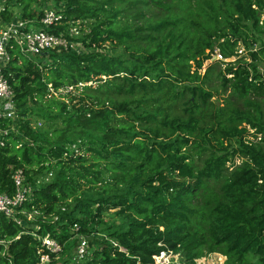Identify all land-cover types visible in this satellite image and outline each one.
<instances>
[{"label":"trees","instance_id":"1","mask_svg":"<svg viewBox=\"0 0 264 264\" xmlns=\"http://www.w3.org/2000/svg\"><path fill=\"white\" fill-rule=\"evenodd\" d=\"M14 2L20 16L8 1L4 23L39 28L53 9L63 22L46 31L68 37L72 20L89 31L71 39L86 52H10L17 118L0 120L16 126L0 133V194H14L16 169L33 190L21 224L0 213V264H39L46 236L70 256L74 234L93 246L84 264H153L166 251L264 264V0Z\"/></svg>","mask_w":264,"mask_h":264},{"label":"built area","instance_id":"2","mask_svg":"<svg viewBox=\"0 0 264 264\" xmlns=\"http://www.w3.org/2000/svg\"><path fill=\"white\" fill-rule=\"evenodd\" d=\"M9 0H0V120L15 121L17 118V111L13 101V92L11 86L8 83L7 78L4 75V70L7 67L11 59V51L15 50L19 54L25 56H37L49 51L60 52L62 50H76V46L79 42H72L71 39H77L81 36V29L83 27V21L72 20L68 21L69 26L68 33L65 35H55L46 31L47 28L55 25H60L63 22V15L53 9L42 10V17L38 24L39 28H36L31 21L16 20L10 23H4L1 20V14L4 11L5 4ZM33 27L36 31H31ZM216 59L222 60L221 56L216 53ZM50 93L54 91L49 85ZM73 91L72 87L58 90L59 93L64 94ZM57 95L58 93H53ZM14 128V127H11ZM8 131L0 129L2 135H6ZM6 133V134H5ZM75 155L79 154L76 146L71 147ZM51 176V175H49ZM46 178L45 180H47ZM12 181L15 187L13 195L8 196L6 194H0V213L4 214L7 218L12 219L17 224H21V220L16 217L17 209L25 203L33 190V186L27 182L26 175L23 169H16L12 173ZM41 180L36 181V184H40ZM33 213L36 214L34 211ZM74 231H77V227H74ZM79 244L76 247L75 255L78 259L84 258L88 250V244L83 237H79ZM4 244L0 240V245ZM42 249L38 252L39 264H49L50 255L61 252L62 246L53 238L46 236L41 240ZM175 254L170 251L161 252L158 256L154 257L153 264H169L168 258L170 255ZM178 254V253H177ZM166 260V262H164Z\"/></svg>","mask_w":264,"mask_h":264},{"label":"rangeland","instance_id":"3","mask_svg":"<svg viewBox=\"0 0 264 264\" xmlns=\"http://www.w3.org/2000/svg\"><path fill=\"white\" fill-rule=\"evenodd\" d=\"M9 1H11L12 2V4L10 3V5H11V11H12V13H13V15L16 17H18L19 18V16H20V7L19 6H17L16 5V3L14 2L15 0H9ZM38 1H41V2H43V0H38ZM44 4H46L47 6H49V7H53L54 6V3H53V1H48V2H46V3H44ZM34 8H36V9H41V8H39L38 6H37V4H35L34 5ZM263 16V15H262ZM263 19V17L261 18V20ZM30 30L31 31H36V29L34 30V28L33 27H31L30 28ZM88 31H89V22H87V21H83V27H82V29H81V36L83 35V34H86V33H88ZM77 48H76V50L80 53V52H86V48L79 42V45H77L76 46ZM243 54V55H246V53L245 52H243V48L242 47H240V49H239V51H238V54ZM214 57H216V55L214 56ZM217 60H219V59H217ZM233 61H234V59H232ZM220 61H224V60H220ZM210 62H207L206 64H209ZM204 70H205V68L203 67V70H202V73L204 72ZM259 70H260V72L263 74V76H264V57L261 59V61H260V64H259ZM221 89H217V91L215 92V94H216V98H222L221 97V94H220V91ZM44 123H43V121H40V120H38V119H36V118H33V121H32V125L33 126H42ZM44 126V125H43ZM42 126V127H43ZM46 128H48V126H46ZM15 129H16V126L14 127V128H11L8 132H7V134L8 133H10V132H14L15 131ZM6 134V133H5ZM249 139H251L252 140V138H249ZM239 162V160H237V159H235V164H237ZM22 215H24L25 216V218H27L28 220H30V221H33V220H35V217H34V215H35V213H28V212H26V211H23L22 212ZM113 216H114V212H113V210H110L109 211V213L108 214H105V216H104V218L108 221V220H111V219H113ZM71 233H73V231L71 230L70 231ZM79 239V236H77V235H73L72 236V240H74L75 242L77 241ZM90 239V238H89ZM89 239H87V244H88V241H89ZM89 246V245H88ZM93 249V246L92 247H88V250H87V253H86V257L88 256V257H90V255H91V250ZM76 251V247H73L71 250H70V256H68L69 255V251H67L64 255H62V254H60V253H58L57 254V256L54 258V261H53V263L52 264H84V259H85V257L84 258H82V259H78L77 257H75V255H74V252ZM70 259V260H69ZM168 260H169V264H184V258H183V255L181 254V253H178V254H172V255H170V257L168 258ZM224 261H225V257H223V256H221L220 254H209V255H206V256H204V257H202V258H200V259H197V260H195V263L194 264H223L224 263ZM164 262H166V260L164 261ZM163 264H165V263H163Z\"/></svg>","mask_w":264,"mask_h":264},{"label":"water","instance_id":"4","mask_svg":"<svg viewBox=\"0 0 264 264\" xmlns=\"http://www.w3.org/2000/svg\"><path fill=\"white\" fill-rule=\"evenodd\" d=\"M215 59H216V58H215V57H213L211 62L215 61Z\"/></svg>","mask_w":264,"mask_h":264}]
</instances>
